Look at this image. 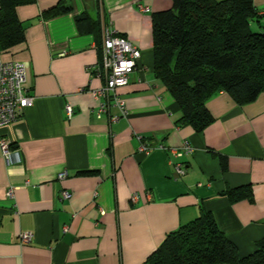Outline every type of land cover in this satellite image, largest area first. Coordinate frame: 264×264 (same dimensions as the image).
Wrapping results in <instances>:
<instances>
[{
  "label": "crops",
  "instance_id": "1",
  "mask_svg": "<svg viewBox=\"0 0 264 264\" xmlns=\"http://www.w3.org/2000/svg\"><path fill=\"white\" fill-rule=\"evenodd\" d=\"M61 2L69 13L44 18ZM254 5L264 16V0ZM172 8L173 0H37L18 9L26 42L3 58L26 65L33 106L0 131L15 153L8 161L0 151V264H144L202 211L241 257L256 251L264 239V94L240 106L222 92L207 104L215 122L204 132L180 126V110L153 70V19ZM90 23L101 32H88ZM106 28L142 54L117 93L128 117L112 104L98 116L104 100L92 94L106 85ZM186 143L194 154L178 157ZM236 189L251 197L225 195ZM24 233L33 234L30 244L21 242Z\"/></svg>",
  "mask_w": 264,
  "mask_h": 264
},
{
  "label": "trees",
  "instance_id": "2",
  "mask_svg": "<svg viewBox=\"0 0 264 264\" xmlns=\"http://www.w3.org/2000/svg\"><path fill=\"white\" fill-rule=\"evenodd\" d=\"M36 1L0 0L2 53L26 42L18 9ZM70 11L61 2L43 16L49 19ZM88 20L85 14L76 22L81 27ZM262 20L254 0H173L171 10L154 16L153 70L180 110V126L204 132L215 122L207 104L222 92L240 106L264 94ZM88 29L101 32V25L90 23ZM225 195L237 201L250 198L251 191L236 189ZM144 264H264V239L253 254L241 257L214 215L202 211L195 221L170 233Z\"/></svg>",
  "mask_w": 264,
  "mask_h": 264
},
{
  "label": "built area",
  "instance_id": "3",
  "mask_svg": "<svg viewBox=\"0 0 264 264\" xmlns=\"http://www.w3.org/2000/svg\"><path fill=\"white\" fill-rule=\"evenodd\" d=\"M141 52L129 40L119 35L111 28H106L104 32V47L101 68L106 76V85L102 88L92 91L96 99H102L98 116L108 112V104H112L120 111L121 117H128L129 111L125 102L117 95L118 90L130 83V76L136 70L141 59ZM27 71L26 65L16 60H5L0 50V131L14 124L21 116L22 111L33 106V99L27 97L26 93ZM68 117L73 116L72 107H67ZM119 117L112 120L117 121ZM162 149L163 146H160ZM183 152L175 153L178 157H182L185 153L194 154L195 150L189 143H186ZM0 151L8 161L12 160L14 152L11 150V144L6 139H0ZM140 151L148 153L150 148L141 146ZM175 152V151H174ZM178 172L184 174L181 166ZM67 173L59 175V179L63 180ZM14 188L7 192V197H14ZM64 199H70L71 194L63 193ZM138 195L132 197V201L138 200ZM33 234L24 233L21 235L23 244H30L33 241Z\"/></svg>",
  "mask_w": 264,
  "mask_h": 264
},
{
  "label": "rangeland",
  "instance_id": "4",
  "mask_svg": "<svg viewBox=\"0 0 264 264\" xmlns=\"http://www.w3.org/2000/svg\"><path fill=\"white\" fill-rule=\"evenodd\" d=\"M263 24H264V22H263ZM253 30H254V31H257V30H258V27L255 26L254 24H253Z\"/></svg>",
  "mask_w": 264,
  "mask_h": 264
}]
</instances>
